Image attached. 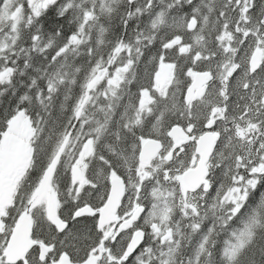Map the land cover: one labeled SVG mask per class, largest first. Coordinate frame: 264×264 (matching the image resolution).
Here are the masks:
<instances>
[{
  "label": "snow or ice",
  "instance_id": "snow-or-ice-1",
  "mask_svg": "<svg viewBox=\"0 0 264 264\" xmlns=\"http://www.w3.org/2000/svg\"><path fill=\"white\" fill-rule=\"evenodd\" d=\"M0 264H264V0H0Z\"/></svg>",
  "mask_w": 264,
  "mask_h": 264
}]
</instances>
